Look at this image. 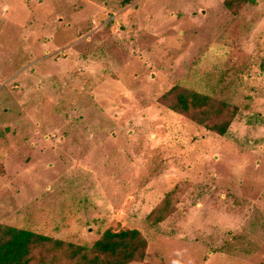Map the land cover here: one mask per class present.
Masks as SVG:
<instances>
[{
	"label": "rangeland",
	"instance_id": "obj_1",
	"mask_svg": "<svg viewBox=\"0 0 264 264\" xmlns=\"http://www.w3.org/2000/svg\"><path fill=\"white\" fill-rule=\"evenodd\" d=\"M174 87L236 106L227 134ZM0 223L264 264V0H0Z\"/></svg>",
	"mask_w": 264,
	"mask_h": 264
},
{
	"label": "trees",
	"instance_id": "obj_2",
	"mask_svg": "<svg viewBox=\"0 0 264 264\" xmlns=\"http://www.w3.org/2000/svg\"><path fill=\"white\" fill-rule=\"evenodd\" d=\"M256 0H224L228 7ZM170 95H174L172 100ZM173 110L191 113L207 129L226 135L237 107L209 95L174 87L164 94ZM193 110V111H192ZM147 239L136 228L107 229L90 247L27 228L0 223V264H129L145 257Z\"/></svg>",
	"mask_w": 264,
	"mask_h": 264
}]
</instances>
